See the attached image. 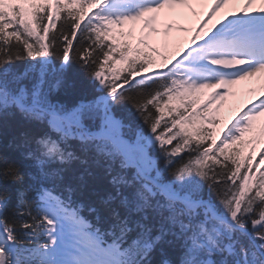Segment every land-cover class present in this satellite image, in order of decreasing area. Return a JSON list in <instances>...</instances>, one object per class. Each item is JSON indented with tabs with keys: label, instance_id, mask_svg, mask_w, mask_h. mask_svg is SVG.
<instances>
[{
	"label": "snow or ice",
	"instance_id": "obj_1",
	"mask_svg": "<svg viewBox=\"0 0 264 264\" xmlns=\"http://www.w3.org/2000/svg\"><path fill=\"white\" fill-rule=\"evenodd\" d=\"M192 7L0 0V127L23 126L7 145L20 160L0 152V264H264V140H245L264 96L217 135L232 86L264 78V0H211L170 54L177 25L162 14ZM75 69L96 94L69 106L53 93ZM89 188L91 219L73 199Z\"/></svg>",
	"mask_w": 264,
	"mask_h": 264
},
{
	"label": "trees",
	"instance_id": "obj_2",
	"mask_svg": "<svg viewBox=\"0 0 264 264\" xmlns=\"http://www.w3.org/2000/svg\"><path fill=\"white\" fill-rule=\"evenodd\" d=\"M58 63V62H57ZM57 98L63 100L66 104H74L78 102L81 98H91L95 95L94 85L88 80V77L81 72L79 69H75L70 76L68 77L67 83L59 91L53 93ZM135 127L139 121H131ZM145 133H147L148 128L146 125H141ZM23 130L22 120L17 115L15 118H8L4 121L2 127H0V152H6L9 155L14 156L17 160H20V150H12L7 147L9 141L14 135H19ZM23 170L27 174V161L23 162ZM84 166L78 164V166H73L71 168L72 175L70 176V181L73 185L77 186L80 182L78 180V174L82 171ZM88 183L90 186H94V181L91 178H88ZM29 184L27 175L25 177V185ZM13 191V203H15V189L21 187V185L11 186ZM80 195L83 196L88 202H91L95 199L94 194L91 191V188L87 190L80 191Z\"/></svg>",
	"mask_w": 264,
	"mask_h": 264
}]
</instances>
